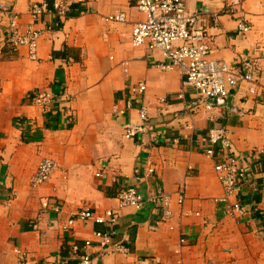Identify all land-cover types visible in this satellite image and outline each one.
Returning a JSON list of instances; mask_svg holds the SVG:
<instances>
[{"label": "crops", "instance_id": "0c3cea01", "mask_svg": "<svg viewBox=\"0 0 264 264\" xmlns=\"http://www.w3.org/2000/svg\"><path fill=\"white\" fill-rule=\"evenodd\" d=\"M0 4L27 25L34 22L32 5L48 2ZM55 4L64 7L63 14L48 11L36 21L44 30L37 60L27 46L7 42L0 29V264H79L73 244L94 264H264V180H258L260 192L247 186L245 214L231 215L217 202L222 183L215 160L204 153V137L218 126L227 129L244 158L264 148V0L187 1L213 57L253 72L257 81L256 93L243 82L229 104L214 111L204 110L197 93L184 92L179 71L160 69L165 61L160 50L133 45V25L146 19L138 0ZM121 12L125 22L106 19ZM241 20L250 26L247 33L239 30ZM143 81L144 98L117 115L115 104ZM40 91L53 94L49 108L35 103ZM141 103L148 107L149 129L130 139L125 125L139 122ZM191 106L197 131L189 139L180 128L190 119ZM47 157L59 168L35 187L32 178ZM123 186L147 194L163 190L171 197L172 217L164 220L162 207L153 204L142 210L121 207L117 193ZM46 199H55L61 213L44 208ZM86 207L98 215L115 211L117 238L126 241L128 254L100 256L95 233L108 227L94 220L77 222L71 232L62 229L72 213ZM87 240L92 245L85 248Z\"/></svg>", "mask_w": 264, "mask_h": 264}, {"label": "built area", "instance_id": "2783aa9c", "mask_svg": "<svg viewBox=\"0 0 264 264\" xmlns=\"http://www.w3.org/2000/svg\"><path fill=\"white\" fill-rule=\"evenodd\" d=\"M188 0H138V10L146 16L132 28V43L135 47L148 46L151 50H160L165 61L159 64L162 70H177L182 76L184 92L188 89L197 93L204 110L214 111L226 107L233 92L243 82L251 85L250 92H257V81L251 71H241L239 67L232 66L225 61L213 57L214 50L207 42V35L198 28V15L187 10ZM234 3H237L236 1ZM64 7L55 4L50 9L48 4H34L30 14L34 22L23 25L20 15L10 7L0 4V29L5 34L7 42L12 45L27 46L30 58L38 59L39 40L44 30L37 27L36 21L48 11L63 14ZM109 21L125 22V13H117L106 18ZM239 30L247 33L250 26L245 21H239ZM147 91L146 82H140L129 87L130 96L114 106L117 115H124L134 108L136 99L144 98ZM54 96L48 91H40L35 95L34 101L39 105L49 108L54 102ZM193 106L190 107V119L181 126L182 136L192 138L196 131L193 119ZM192 112V113H191ZM233 112L242 114L236 107ZM139 122L127 123L125 134L130 139H135L149 129L148 107L141 103L138 108ZM207 144L204 153L215 160V171L222 183L223 195L217 199L231 215L243 216V194L247 186L260 192L259 179L264 180V148L255 149L248 157H242L233 148L232 140L225 127L218 126L210 129L204 137ZM58 163L52 158H44L32 178V185L37 187L48 182L58 170ZM150 172H153L151 169ZM100 176L101 174H97ZM264 185V184H263ZM181 202L185 201V189L179 191ZM11 196H15L12 194ZM121 207H133L142 210L147 204H153L163 209V219L168 221L172 217L171 197L161 189L147 194L138 186H123L117 193ZM43 207L61 213L62 207L55 199H46ZM94 220L104 224L108 231H97L96 237L100 239L103 247L100 256L107 254L130 252V247L125 240L117 238L116 229L118 216L113 210H108L104 215H98L92 208L86 207L72 213L64 222L62 229L71 232L79 221ZM156 229V227H153ZM186 242L185 238L181 243ZM92 245L87 240L85 248ZM77 244L72 245V256L78 257L79 264H94L93 258ZM23 258L25 253L17 250ZM59 264H68L62 261Z\"/></svg>", "mask_w": 264, "mask_h": 264}, {"label": "trees", "instance_id": "16d2710c", "mask_svg": "<svg viewBox=\"0 0 264 264\" xmlns=\"http://www.w3.org/2000/svg\"><path fill=\"white\" fill-rule=\"evenodd\" d=\"M50 9L54 8V0H47Z\"/></svg>", "mask_w": 264, "mask_h": 264}, {"label": "water", "instance_id": "95a60500", "mask_svg": "<svg viewBox=\"0 0 264 264\" xmlns=\"http://www.w3.org/2000/svg\"><path fill=\"white\" fill-rule=\"evenodd\" d=\"M230 101H231V99H230Z\"/></svg>", "mask_w": 264, "mask_h": 264}]
</instances>
